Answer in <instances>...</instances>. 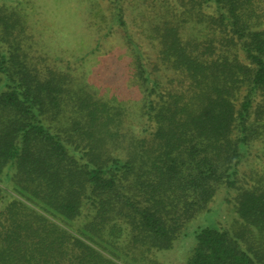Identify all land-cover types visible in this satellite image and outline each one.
Wrapping results in <instances>:
<instances>
[{"label":"trees","instance_id":"1","mask_svg":"<svg viewBox=\"0 0 264 264\" xmlns=\"http://www.w3.org/2000/svg\"><path fill=\"white\" fill-rule=\"evenodd\" d=\"M31 1L0 0V264H264V0H89L74 50Z\"/></svg>","mask_w":264,"mask_h":264},{"label":"rangeland","instance_id":"2","mask_svg":"<svg viewBox=\"0 0 264 264\" xmlns=\"http://www.w3.org/2000/svg\"><path fill=\"white\" fill-rule=\"evenodd\" d=\"M31 1V0H30ZM37 1V9L39 10L38 19L39 25L43 31V37H45V41L56 45L61 48H67L69 50H74L78 43L85 39L89 33L90 29L88 28V23L91 20V12L92 10H96V6H90L89 0H36ZM109 0H98V4L100 8L103 9L104 14L109 16L110 10H104L108 6ZM32 2V1H31ZM127 7V4H125ZM92 8V10H90ZM129 10V9H128ZM129 12V11H128ZM134 14L136 12L134 11ZM128 16V14H127ZM126 16V17H127ZM140 18V17H139ZM109 19L107 20V24L109 23ZM138 20V18H137ZM132 27V34L137 36L138 31L140 30V25H134ZM96 35L90 41V46L96 40ZM111 43H116L119 45L117 49L111 51V55H109L108 59V68L110 69L106 73L109 77L120 79V76L124 74V61L128 60V56L126 51L124 50V45L122 44L120 36H113L108 41V43L104 44V47L100 52L106 51L108 52V47ZM81 44V43H80ZM53 45V48H54ZM89 46V47H90ZM52 47V46H51ZM88 47V48H89ZM107 47V48H106ZM50 52L55 49L47 47ZM87 49L83 52L87 53ZM148 49L150 47L147 46ZM87 56V55H86ZM101 60H93L94 68L99 72ZM110 81V80H109ZM257 160V159H256ZM253 162H256L255 160ZM224 196L222 193L220 197ZM221 204V203H220ZM218 200V211H219V221H225L231 218L232 212L228 205L225 206L222 204L220 206ZM176 255V251H175Z\"/></svg>","mask_w":264,"mask_h":264}]
</instances>
